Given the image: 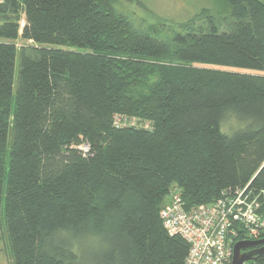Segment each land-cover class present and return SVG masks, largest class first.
Instances as JSON below:
<instances>
[{
  "label": "trees",
  "instance_id": "1",
  "mask_svg": "<svg viewBox=\"0 0 264 264\" xmlns=\"http://www.w3.org/2000/svg\"><path fill=\"white\" fill-rule=\"evenodd\" d=\"M216 2L170 36L116 0L0 2L12 264H184L169 196L264 193V1Z\"/></svg>",
  "mask_w": 264,
  "mask_h": 264
},
{
  "label": "built area",
  "instance_id": "2",
  "mask_svg": "<svg viewBox=\"0 0 264 264\" xmlns=\"http://www.w3.org/2000/svg\"><path fill=\"white\" fill-rule=\"evenodd\" d=\"M81 148L87 152L89 145ZM160 215L166 231L189 245L184 264H230L237 241L264 237V193L248 187L191 210L185 209L180 193H174Z\"/></svg>",
  "mask_w": 264,
  "mask_h": 264
},
{
  "label": "rangeland",
  "instance_id": "3",
  "mask_svg": "<svg viewBox=\"0 0 264 264\" xmlns=\"http://www.w3.org/2000/svg\"><path fill=\"white\" fill-rule=\"evenodd\" d=\"M217 5L216 0H116V7L145 29L151 23L156 22L161 25L160 23L165 21L166 25L164 27L161 25V31L157 32V34L165 36L172 34L170 28L176 27L178 22L193 18L198 12H202L204 8L215 9ZM167 32L170 35H167ZM5 166L4 188H6L9 171V157L6 158ZM5 200L6 194L4 192L0 203V264H12L4 218Z\"/></svg>",
  "mask_w": 264,
  "mask_h": 264
},
{
  "label": "water",
  "instance_id": "4",
  "mask_svg": "<svg viewBox=\"0 0 264 264\" xmlns=\"http://www.w3.org/2000/svg\"><path fill=\"white\" fill-rule=\"evenodd\" d=\"M258 245V246H257ZM257 246L255 248H250ZM264 254V237L256 240H239L234 245L233 256L230 264H246Z\"/></svg>",
  "mask_w": 264,
  "mask_h": 264
},
{
  "label": "flooded vegetation",
  "instance_id": "5",
  "mask_svg": "<svg viewBox=\"0 0 264 264\" xmlns=\"http://www.w3.org/2000/svg\"><path fill=\"white\" fill-rule=\"evenodd\" d=\"M255 247H256V246H252V247H250V248H247V250H248V249H251V248H255Z\"/></svg>",
  "mask_w": 264,
  "mask_h": 264
}]
</instances>
